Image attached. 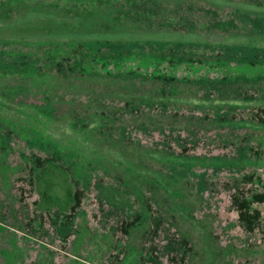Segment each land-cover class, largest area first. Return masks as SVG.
Returning a JSON list of instances; mask_svg holds the SVG:
<instances>
[{
  "label": "rangeland",
  "instance_id": "obj_1",
  "mask_svg": "<svg viewBox=\"0 0 264 264\" xmlns=\"http://www.w3.org/2000/svg\"><path fill=\"white\" fill-rule=\"evenodd\" d=\"M263 189L264 0H0V264H264Z\"/></svg>",
  "mask_w": 264,
  "mask_h": 264
},
{
  "label": "trees",
  "instance_id": "obj_2",
  "mask_svg": "<svg viewBox=\"0 0 264 264\" xmlns=\"http://www.w3.org/2000/svg\"><path fill=\"white\" fill-rule=\"evenodd\" d=\"M112 51H119L116 47L110 46ZM156 56V55H155ZM37 159V157L35 158ZM79 200V190L74 189L71 192V202L68 205V209L72 208L78 203ZM231 203L233 204L236 211V220L245 230H251L259 216L258 210L255 208H250L249 203L251 201L261 202L264 201V189L257 192H251L248 197L243 195H231ZM124 225H129L128 221L123 220Z\"/></svg>",
  "mask_w": 264,
  "mask_h": 264
}]
</instances>
